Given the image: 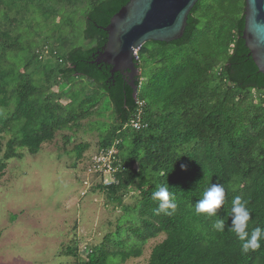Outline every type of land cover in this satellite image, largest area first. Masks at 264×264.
I'll return each mask as SVG.
<instances>
[{"label": "trees", "instance_id": "obj_1", "mask_svg": "<svg viewBox=\"0 0 264 264\" xmlns=\"http://www.w3.org/2000/svg\"><path fill=\"white\" fill-rule=\"evenodd\" d=\"M6 1L0 0V9ZM76 1L55 0L54 15ZM199 1L180 39L152 41L157 51L146 44L138 50L136 98L121 73L111 74L108 65L95 60L106 42L104 27L128 0H89L84 28L89 45L65 54L50 47L55 60L44 63L29 43L24 72L8 64V51L14 52L13 61L24 48L17 42L20 35L0 27V133H11L3 159L19 158L18 148L35 154L57 131L80 127L84 119L101 113L103 96L112 104L113 121L97 124L100 148L116 143L117 170L115 182L98 188L123 214L115 231L87 251L83 264H119L138 257L146 241L160 233L165 238L152 247L145 264H264V240L259 249L242 254V242L230 230L237 196L248 201L249 234L256 227L264 229V74L241 37L243 14L224 30L213 29L217 25L212 22L204 34H195ZM7 13L5 6V18ZM154 51L157 58L142 60ZM180 56L182 60L170 63ZM149 64L155 69L148 76ZM46 75L70 88L51 94ZM136 100L144 102L141 116L147 125L140 129L126 125L137 111ZM87 146L74 147L77 157ZM212 184L223 186L224 203L215 216L198 215L195 205ZM159 185H167L175 196L171 215L156 214L152 193ZM129 191H135V202L126 205L123 198ZM218 218L225 221L223 232L213 228Z\"/></svg>", "mask_w": 264, "mask_h": 264}, {"label": "rangeland", "instance_id": "obj_2", "mask_svg": "<svg viewBox=\"0 0 264 264\" xmlns=\"http://www.w3.org/2000/svg\"><path fill=\"white\" fill-rule=\"evenodd\" d=\"M54 1L8 0L6 18L2 14L5 6L1 5L0 27L20 35L17 42L24 47L13 61L14 52L8 51L11 61L8 64L14 71L24 72L29 43L44 63L55 60L49 54L50 47L56 46L60 54H65L74 47L89 45L84 39L89 0H78L71 8H61L56 15ZM243 11L244 0H200L196 11L200 23L194 32L204 34L212 22L217 25L213 29L224 30ZM65 40L67 44L63 46ZM145 44L151 51L159 48L152 41ZM155 51L142 60L157 58ZM182 59L183 56L172 58L170 63ZM154 69L155 66L149 64L146 74L149 76ZM35 76L42 77L41 74ZM45 78L49 92L55 96L70 88L53 75ZM67 101L64 97L60 100L63 104ZM111 108L109 98L103 96L100 114L84 119L78 128L57 131L54 139L43 143L35 154L18 148L19 158L3 159L5 143L11 133L9 130L0 133V166L4 164L0 170V264H83L87 251L115 231L123 210L109 200L105 190L98 188L105 185V180L110 182L113 175L103 170L102 164H94L95 156L101 153L97 122L110 124L113 121ZM67 135L70 137L66 138ZM84 143L88 146L82 156L77 157L74 147ZM135 197V191H129L124 194L123 203L131 205ZM164 238L165 234L160 233L148 239L141 255L119 264H145L152 247Z\"/></svg>", "mask_w": 264, "mask_h": 264}, {"label": "water", "instance_id": "obj_3", "mask_svg": "<svg viewBox=\"0 0 264 264\" xmlns=\"http://www.w3.org/2000/svg\"><path fill=\"white\" fill-rule=\"evenodd\" d=\"M199 0H128L104 27L105 44L95 60L119 72L137 96L138 50L147 42L180 39L188 16ZM244 27L241 37L256 67L264 74V0H244Z\"/></svg>", "mask_w": 264, "mask_h": 264}, {"label": "clouds", "instance_id": "obj_4", "mask_svg": "<svg viewBox=\"0 0 264 264\" xmlns=\"http://www.w3.org/2000/svg\"><path fill=\"white\" fill-rule=\"evenodd\" d=\"M225 190L220 184H212L204 192L202 199L195 205L196 214H206L209 217L215 216L217 209L224 203ZM152 199L158 202L156 214L163 213L171 215L176 208L175 196L169 192L167 185H159L157 190L152 193ZM248 201H242L239 196L232 201L231 207V226L230 230L242 242L241 253L247 254L260 248L261 240H264V229L256 227L249 234L250 211L247 207ZM213 228L217 232H223L225 221L216 219Z\"/></svg>", "mask_w": 264, "mask_h": 264}, {"label": "built area", "instance_id": "obj_5", "mask_svg": "<svg viewBox=\"0 0 264 264\" xmlns=\"http://www.w3.org/2000/svg\"><path fill=\"white\" fill-rule=\"evenodd\" d=\"M136 113L133 115L132 119L126 124L128 126H131L133 129H140L142 127H145L147 124L146 122L142 121V116L143 115V106L144 102L140 100H136ZM115 145L114 143L110 148L108 149H101V153H99L97 156H95L94 159V164H102L103 170L108 171L109 173H112L113 178L110 182L104 181L105 185L111 184L115 182L114 179V173L117 170V166L114 165L115 162V155H116V150H115ZM96 160V162H95Z\"/></svg>", "mask_w": 264, "mask_h": 264}]
</instances>
